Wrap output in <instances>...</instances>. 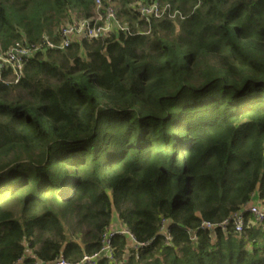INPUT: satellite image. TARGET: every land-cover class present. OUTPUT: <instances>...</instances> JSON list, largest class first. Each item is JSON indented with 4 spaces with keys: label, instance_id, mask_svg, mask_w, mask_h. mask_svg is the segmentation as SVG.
<instances>
[{
    "label": "trees",
    "instance_id": "trees-1",
    "mask_svg": "<svg viewBox=\"0 0 264 264\" xmlns=\"http://www.w3.org/2000/svg\"><path fill=\"white\" fill-rule=\"evenodd\" d=\"M94 1L0 0V48ZM101 1L140 34L44 49L0 83V264L79 262L114 224L145 246L115 234L97 264H264L249 216L241 234L200 228L264 210V0ZM136 2L183 18L147 24Z\"/></svg>",
    "mask_w": 264,
    "mask_h": 264
},
{
    "label": "built area",
    "instance_id": "built-area-1",
    "mask_svg": "<svg viewBox=\"0 0 264 264\" xmlns=\"http://www.w3.org/2000/svg\"><path fill=\"white\" fill-rule=\"evenodd\" d=\"M133 9L138 17L147 24L153 19L168 18L174 20L176 17L183 18L181 13L172 10L170 5H160L155 2L152 4L136 2L133 5ZM117 32L129 36L140 34L139 32L133 31L128 24L118 19L117 8L113 4L103 7L101 0H95L94 11L88 18L74 19L62 25L54 38L51 39L43 36L36 45L17 42L5 51L0 48V83H17L28 60L44 49L64 50L72 43L105 39ZM5 74H7L9 78H6L4 76ZM246 215L249 216V223L260 227L264 231V210L257 202L253 201L247 203L241 210L233 213L222 222H202L200 228L206 230L231 229L232 232L241 234L249 224L246 222ZM159 232L164 235L165 241L167 242L170 237L166 231L165 221L161 222ZM115 234L128 238L132 247L145 246V244H138L134 236L128 230L112 228L102 235L100 250L91 256H84L79 262H69L63 257H59L50 263L32 261L28 264H97V260L103 256L112 260V238ZM13 264L27 263L19 259Z\"/></svg>",
    "mask_w": 264,
    "mask_h": 264
},
{
    "label": "crops",
    "instance_id": "crops-1",
    "mask_svg": "<svg viewBox=\"0 0 264 264\" xmlns=\"http://www.w3.org/2000/svg\"><path fill=\"white\" fill-rule=\"evenodd\" d=\"M112 228L117 229L118 228V225L114 224V226Z\"/></svg>",
    "mask_w": 264,
    "mask_h": 264
},
{
    "label": "rangeland",
    "instance_id": "rangeland-1",
    "mask_svg": "<svg viewBox=\"0 0 264 264\" xmlns=\"http://www.w3.org/2000/svg\"><path fill=\"white\" fill-rule=\"evenodd\" d=\"M75 16V14H73ZM66 24V23H65Z\"/></svg>",
    "mask_w": 264,
    "mask_h": 264
}]
</instances>
